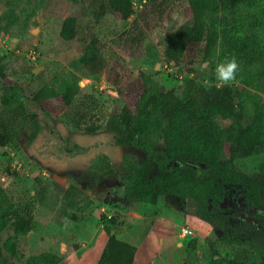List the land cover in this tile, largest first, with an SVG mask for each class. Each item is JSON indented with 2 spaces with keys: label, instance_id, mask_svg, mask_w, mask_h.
Listing matches in <instances>:
<instances>
[{
  "label": "rangeland",
  "instance_id": "1",
  "mask_svg": "<svg viewBox=\"0 0 264 264\" xmlns=\"http://www.w3.org/2000/svg\"><path fill=\"white\" fill-rule=\"evenodd\" d=\"M133 1L130 20L141 21L150 34L139 53L121 39L106 46L99 38L92 41L94 20L78 0H0V89L5 82L18 84L30 97L41 89L57 92L43 101L44 129L32 144L22 137L20 151L0 145V263L35 264L48 252L57 255V264H98L107 234L126 239L119 233L129 230L131 242L139 246L152 220L154 247L147 241L145 253L129 264H164V257L166 264H221L223 256L238 251H246L254 264L263 263L264 222L238 205L242 199L235 186L225 187L221 208L203 203L189 209L179 194H163L155 205L138 194L128 195L119 174L125 156L137 161L154 149L168 153L173 164L200 157L229 164L246 176L264 177V5L249 9L226 0L221 14L230 26L240 21L243 32L263 49L251 63L237 60L236 81L221 86L216 65L231 58L222 42L209 59L200 56L192 67L182 58L159 56L160 37L192 20L189 4L173 9L162 0ZM72 16L78 18V35L65 40L62 24ZM91 55L103 60L98 73L87 65ZM146 80L173 89L190 101V110H208L207 150H198L185 136L147 140L135 132ZM69 88L74 97L67 103ZM32 107L37 108L34 102ZM5 109L0 97V110ZM102 154L109 158L111 174L93 165ZM156 173L153 163L151 174ZM13 211L32 215L36 229L17 232L9 220ZM168 219L176 224H165ZM206 239L216 241L221 255H212ZM116 252L125 254L120 246Z\"/></svg>",
  "mask_w": 264,
  "mask_h": 264
},
{
  "label": "trees",
  "instance_id": "2",
  "mask_svg": "<svg viewBox=\"0 0 264 264\" xmlns=\"http://www.w3.org/2000/svg\"><path fill=\"white\" fill-rule=\"evenodd\" d=\"M78 1L86 14L94 20L96 32L92 41H97L99 38L106 46L111 41L116 42L121 39L134 53L141 52L149 44L150 34L146 25L137 19L130 20L135 14L133 0ZM237 1L249 9L264 5V0ZM162 2L165 7L173 9L189 4L192 20L160 37L157 47L161 59L173 61L182 58L187 66L192 67L200 56L202 59H209L216 51L218 44L222 42L225 55L251 63L260 49H263L254 37L243 32L240 21H235L233 26H230L229 19L221 14L227 6L226 0L221 2L219 0H162ZM115 26L116 31H114ZM78 28V18L69 17L63 22L60 35L65 40H72L77 37ZM86 62L94 73H98L104 66L101 57L91 55L87 57ZM146 81L147 86L137 107L139 122L134 125L135 132L147 140L152 139L153 135L166 137V139L169 135L176 137L181 135L189 139L198 150H207L208 145H211V141L206 136L209 129L206 124L208 121L211 124L208 110H190V101L184 100L173 89L157 88V86L148 85V80ZM56 95L57 92L54 90L41 89L30 97L18 84L3 82L0 97L6 109L0 110V145L20 151L22 137L32 144L44 129L41 118V112L45 111L43 101ZM73 97L74 91L67 89L64 93L66 102L70 103ZM33 102L37 108L32 107ZM49 128L53 130L51 126ZM191 160L182 158L179 163L173 164L168 153L147 149L145 157L137 161L125 156L123 172L119 176L128 195L138 194L154 205L157 204L159 196L168 193L179 194L184 205L187 198L192 197L199 205L212 203L214 208H221L227 185L235 186L238 190L237 196L242 197V201L249 207L260 204L264 177L246 176L233 170L229 164L209 159L196 157ZM153 163L157 170L154 175L151 174ZM93 165L97 171L107 169L106 175L114 172L105 154L100 155ZM262 210L264 212V207ZM257 216L264 222V214L258 213ZM9 220L13 222L17 232L27 233L36 229V222L32 215L27 216L20 211H13ZM153 222L154 220L149 222L150 226L142 231L141 236L148 234ZM206 242L212 255H221L216 241L206 239ZM196 246L195 243L191 247L195 249ZM252 258L246 251L244 253L238 251L234 256H223L221 264H254L249 261ZM58 262L57 255L45 252L35 264H57ZM262 264H264V257Z\"/></svg>",
  "mask_w": 264,
  "mask_h": 264
},
{
  "label": "crops",
  "instance_id": "3",
  "mask_svg": "<svg viewBox=\"0 0 264 264\" xmlns=\"http://www.w3.org/2000/svg\"><path fill=\"white\" fill-rule=\"evenodd\" d=\"M152 218H154V217H152ZM169 223H175L176 224L174 219H172V220L168 219V221H166L165 224H169ZM153 227H155V223H154ZM153 227L150 228L148 235H147L148 237L144 238L143 241H145V242L142 241L139 244V246H138V243H136V242L132 243L131 242L129 230H123V231H120V233H119L120 236H122V237L124 236V237H126V239L125 238H118L119 236L115 237L114 234H116V233L107 234L105 246L102 250V254L100 256L98 264H129L132 261L133 262L138 261L139 257L141 258L142 254L145 253V250H146L145 248L147 246L146 242L149 241V243H150L152 241L150 239L151 238L150 233H153V229H154ZM150 245H152V244L150 243ZM163 245H165V244L163 243ZM83 246H85V244H83ZM119 246H120V249L125 251L124 256L116 255V253H117L116 250L118 249ZM154 252H157V248H155ZM158 256L162 260L161 256H163V254L161 253ZM174 258H176V255H174ZM153 261H154V259H152V260L150 259L149 263H151V262L153 263ZM165 261H167V260L164 257V260H162V262L164 264H166ZM156 264H160V262H156Z\"/></svg>",
  "mask_w": 264,
  "mask_h": 264
},
{
  "label": "clouds",
  "instance_id": "4",
  "mask_svg": "<svg viewBox=\"0 0 264 264\" xmlns=\"http://www.w3.org/2000/svg\"><path fill=\"white\" fill-rule=\"evenodd\" d=\"M239 64L235 57L226 58L224 62L216 65L215 78L219 85L228 86L236 81Z\"/></svg>",
  "mask_w": 264,
  "mask_h": 264
},
{
  "label": "flooded vegetation",
  "instance_id": "5",
  "mask_svg": "<svg viewBox=\"0 0 264 264\" xmlns=\"http://www.w3.org/2000/svg\"><path fill=\"white\" fill-rule=\"evenodd\" d=\"M66 149H69V146L66 144ZM264 190V189H263ZM261 197H262V192H261ZM242 199V197H241ZM238 203V202H237ZM240 204L242 205L241 208H245V209H248V210H251L252 212H254L253 214L254 215H258V213H261V214H264L263 210H262V207H259L258 206H254V207H249L246 203H244L242 201V203H238V205L240 206ZM264 207V206H263ZM259 217V216H258Z\"/></svg>",
  "mask_w": 264,
  "mask_h": 264
},
{
  "label": "water",
  "instance_id": "6",
  "mask_svg": "<svg viewBox=\"0 0 264 264\" xmlns=\"http://www.w3.org/2000/svg\"><path fill=\"white\" fill-rule=\"evenodd\" d=\"M186 204L189 209H195L197 206V201L192 197H188L186 200Z\"/></svg>",
  "mask_w": 264,
  "mask_h": 264
}]
</instances>
